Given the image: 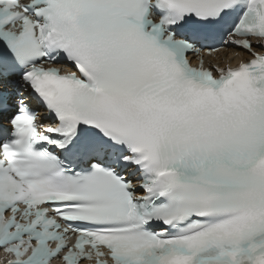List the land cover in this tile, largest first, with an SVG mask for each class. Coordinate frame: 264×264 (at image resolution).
Segmentation results:
<instances>
[{"label":"snow or ice","instance_id":"1","mask_svg":"<svg viewBox=\"0 0 264 264\" xmlns=\"http://www.w3.org/2000/svg\"><path fill=\"white\" fill-rule=\"evenodd\" d=\"M0 264H264V0H0Z\"/></svg>","mask_w":264,"mask_h":264}]
</instances>
